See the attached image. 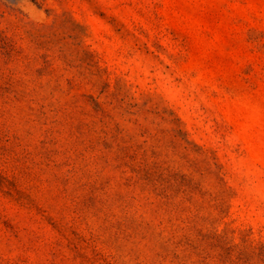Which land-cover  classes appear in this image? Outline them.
Listing matches in <instances>:
<instances>
[{"label":"rangeland","instance_id":"rangeland-1","mask_svg":"<svg viewBox=\"0 0 264 264\" xmlns=\"http://www.w3.org/2000/svg\"><path fill=\"white\" fill-rule=\"evenodd\" d=\"M0 264H264V0H0Z\"/></svg>","mask_w":264,"mask_h":264}]
</instances>
